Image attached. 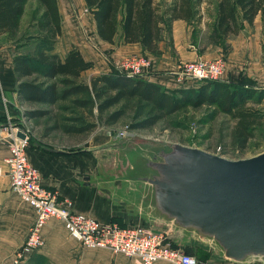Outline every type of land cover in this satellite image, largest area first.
Wrapping results in <instances>:
<instances>
[{
	"label": "trees",
	"instance_id": "16d2710c",
	"mask_svg": "<svg viewBox=\"0 0 264 264\" xmlns=\"http://www.w3.org/2000/svg\"><path fill=\"white\" fill-rule=\"evenodd\" d=\"M29 1L0 0V37L10 45L32 41V52L13 50L17 93L24 102L57 103L62 116L52 125L54 129L83 135L91 133L98 121L111 125L126 115H130L131 128L147 129L176 112L205 107L208 121L219 113L235 120L233 140L244 149L254 128L261 124L264 113L255 105L264 99V86H256L241 75L236 82L207 79L190 87L168 88L112 66L108 72L91 73L83 79L82 73L93 67V61L85 59L76 47L64 56L54 51L62 33L57 0H36L30 24L36 33L20 34L21 18ZM83 1L101 40L114 44L119 36L123 44H139L153 55L162 52L161 23L166 21L169 29L173 20H188L195 14L191 0H172L166 6L157 0ZM260 12L264 13V0H217L214 25L218 38L225 42L239 32L242 21L251 24ZM25 113L43 116L49 110Z\"/></svg>",
	"mask_w": 264,
	"mask_h": 264
},
{
	"label": "crops",
	"instance_id": "0c3cea01",
	"mask_svg": "<svg viewBox=\"0 0 264 264\" xmlns=\"http://www.w3.org/2000/svg\"><path fill=\"white\" fill-rule=\"evenodd\" d=\"M182 20L175 19L174 24H179ZM98 39L105 47H110L111 60H106L86 43L79 45L73 43L85 59L93 61V67L85 71L89 74L110 71L112 66L116 67L117 62L126 55L145 54L151 56L152 61L150 69L142 75L143 78L168 88L194 85L193 80L179 82L172 74L179 67L180 61L186 62L196 57L194 51L187 53L177 51L173 54L160 44L162 52L159 55H153L144 52L139 44H123L119 36L115 37L114 44L105 42L99 37ZM2 44H0V127L10 123L16 131L27 130V159L38 169L42 186L56 193L58 202L68 201L72 211L89 215L102 224L115 223L121 226L139 224L174 235L176 241L180 243L198 241L211 251L214 258H208L212 259L215 264H245L247 262L225 258L216 246L205 242L195 232L176 228L171 222L158 215L150 205V187L146 182L132 177L131 174L117 175L115 173L124 171L122 168H128L127 165L115 171L100 164L96 159L98 157L95 150L101 143L107 144L110 149L124 148L125 142H114L116 135L108 132L97 133L90 138L88 146L82 149L85 152L82 153L78 152V145L58 144L48 137L49 133H36L33 128L37 125L32 124L31 118L26 115L25 111L32 109L30 104L40 106H51V104L24 102L19 99L12 62L14 52L7 41ZM226 45L227 49L224 52H220L222 49L216 47V50L209 55L210 58L218 55L224 57L226 68L222 80L236 82L241 75L253 81L256 86H263L264 13H258L251 24L242 21L239 32L231 35L226 40ZM70 48L69 45L67 49L62 50V53L57 49L54 51L64 56ZM207 56V54L202 55V57ZM10 139L7 131L2 129L0 167L4 170L6 168L4 158L10 154ZM34 219V209L12 191L7 174L1 175L0 264H12L13 253L24 242ZM41 234L44 243L32 254L31 260L34 259V255L39 254L46 257L50 264H136L134 259L124 254L114 253L105 248L82 246L68 234L62 222L56 218L46 221ZM155 264L173 263L159 260Z\"/></svg>",
	"mask_w": 264,
	"mask_h": 264
},
{
	"label": "rangeland",
	"instance_id": "374dc122",
	"mask_svg": "<svg viewBox=\"0 0 264 264\" xmlns=\"http://www.w3.org/2000/svg\"><path fill=\"white\" fill-rule=\"evenodd\" d=\"M157 1L160 2L162 6H166L172 2V0ZM191 1L194 2L195 14L193 17L188 20L183 19L179 24H174L173 20L171 28L169 29L167 28L166 21L161 23L162 41L160 44L164 45L165 48H168L173 54L177 53V51L179 53L180 51L183 53L194 51L196 53V57L188 61L203 58L209 59L211 57H209V55H211L210 53L216 50V47L222 49L220 52H224L227 49L226 41L224 42L218 38L214 25L215 5L217 0ZM57 3L61 15L62 33L55 43L54 50L57 49L62 53V50L67 49L69 45L71 47H76L73 43L78 45L80 43H86L91 46L92 49L100 53L106 60H111L109 55L110 47H105L98 39L92 15L88 12L84 1L57 0ZM36 5V0H30L27 3L21 21L20 34L30 36L36 33V28L30 26ZM4 41L6 42L3 37H0V44ZM4 45L6 44L4 43ZM11 46L13 50L16 49L18 52H32L33 50L32 41H27V39L22 40L17 44H11ZM117 46H120V44H117ZM204 54H207L208 56L202 57ZM132 55L146 56L151 60V56L149 57L145 54H131L126 55L123 58ZM123 58L117 62V65L121 60H123ZM214 58L224 59L222 55L215 56ZM182 62L183 61H180L179 65ZM117 65L116 68L118 69ZM89 75V72H83L81 76L83 79H87ZM192 82L194 85L198 83L194 81ZM29 106L32 108L31 110H49V113L43 116H28L31 118L32 124L34 126L37 125V127H32L36 133H49L48 137L58 144H64L67 146L78 145V152L84 153L85 150L82 149L88 146L90 138L100 132H108L116 135L117 137L114 139V142H125L126 144L123 145L124 148L117 147L110 149L107 144L101 143L95 150V154L98 157L96 158L97 161L100 164H104L107 169H114L116 171L118 168L121 169L123 165L128 166V168H122L124 171L115 172L117 175L128 174L129 172H131V174H133V172H140L142 170V163H144L147 158H150L153 149L159 145L156 143L157 141H167L180 143L190 147H197L231 160L248 158L264 151V118L262 119L261 124H258L254 128L253 136L249 138L246 147L244 149H240L233 140L235 120L227 114L219 113L213 120L208 121L205 118L207 114L205 107L196 109L187 108L176 112L147 129L131 128L130 123L132 121L130 115H126L118 122L111 125H106L103 121H98V125L92 133L70 136L64 134L59 129H54L52 127L56 120L62 116L61 111L57 108V104L51 106L30 104ZM255 106L264 113V99L260 104ZM123 135H125L124 137L128 136L131 139H125V141L121 140L120 138H123ZM140 165L141 167H139ZM149 229L154 232H159L151 228ZM163 236L165 241L170 243L172 246L179 247L183 251L200 259H204L206 257H212V259L214 258L213 254L211 255V251L208 250L204 244L199 243L198 241L180 243L176 241V237L174 235H168L165 231H163ZM204 241L208 242L207 240ZM32 254L23 264H50L46 257L39 254L38 257L35 255V258L29 261ZM246 261L247 262L245 264L263 263V261H261L258 257H250Z\"/></svg>",
	"mask_w": 264,
	"mask_h": 264
},
{
	"label": "water",
	"instance_id": "95a60500",
	"mask_svg": "<svg viewBox=\"0 0 264 264\" xmlns=\"http://www.w3.org/2000/svg\"><path fill=\"white\" fill-rule=\"evenodd\" d=\"M156 143L142 170L128 173L149 185L154 211L229 260L264 262V151L231 160L180 143Z\"/></svg>",
	"mask_w": 264,
	"mask_h": 264
},
{
	"label": "built area",
	"instance_id": "2783aa9c",
	"mask_svg": "<svg viewBox=\"0 0 264 264\" xmlns=\"http://www.w3.org/2000/svg\"><path fill=\"white\" fill-rule=\"evenodd\" d=\"M151 60L146 56L132 55L123 58L118 69L129 75H144ZM225 61L222 58L198 59L183 62L175 72L179 82L190 79L199 82L207 79H223ZM11 137L10 154L4 158L5 170L0 167V176L7 174L12 191L25 200L35 211L22 245L13 256V264H23L31 254L42 247L44 240L41 230L50 218L60 220L68 234L82 246L105 248L121 253L136 261V264H155L159 260L173 264H215L212 259L201 260L174 247L161 232H154L139 224L121 226L115 223L102 224L97 219L71 210L68 201L58 202L56 193L46 189L40 183L39 171L27 159V138L17 135L16 129L7 123L0 127ZM26 135L27 130L23 131ZM125 135H123L124 137ZM259 264H264L259 263Z\"/></svg>",
	"mask_w": 264,
	"mask_h": 264
}]
</instances>
